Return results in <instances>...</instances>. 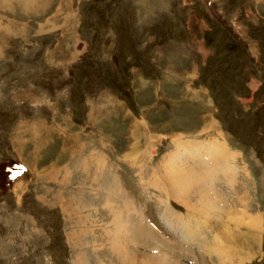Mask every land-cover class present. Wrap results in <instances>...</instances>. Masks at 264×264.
Segmentation results:
<instances>
[{"label": "rangeland", "instance_id": "rangeland-1", "mask_svg": "<svg viewBox=\"0 0 264 264\" xmlns=\"http://www.w3.org/2000/svg\"><path fill=\"white\" fill-rule=\"evenodd\" d=\"M66 1L0 0V264H264V0Z\"/></svg>", "mask_w": 264, "mask_h": 264}, {"label": "bare ground", "instance_id": "bare-ground-1", "mask_svg": "<svg viewBox=\"0 0 264 264\" xmlns=\"http://www.w3.org/2000/svg\"><path fill=\"white\" fill-rule=\"evenodd\" d=\"M66 19V18H65ZM57 27H59L58 25H57ZM63 27V26H62ZM224 155V154H223ZM221 157H222V155H221ZM217 158V157H216ZM215 167V166H214ZM225 168V167H224ZM217 170V169H216ZM225 170V169H224ZM218 171V170H217ZM214 176H215V174H214ZM217 180V179H216ZM165 184H164V191H165V193L167 192V188H166V184L168 185V186H170L169 187V189H170V192L172 193V195L174 196H177V195H179V194H188L189 193V191L188 190H190L191 192L192 191H194V192H196L197 193V196H198V199H200V203H202V207H201V209H207L208 210V207L210 208V209H212V205H213V202H212V200H215L216 199V197L214 196L215 194L210 190V189H205V188H203V187H200V186H198V185H201L200 183H191V185H187L186 183H184L183 181H182V177H180V176H177V175H174L173 173H171L169 176H165V182H164ZM207 186H208V184L207 183H205ZM205 184L204 185H201V186H205ZM186 190V191H185ZM188 191V192H187ZM168 194V193H167ZM175 198V197H174ZM180 198V197H179ZM214 198V199H213ZM185 199V198H184ZM187 200V199H186ZM212 202V205L211 204H208L209 202ZM216 201V200H215ZM221 202V201H220ZM180 203H182L183 205H186V203H187V201H183L182 199H181V202ZM203 203H205L206 205H208V207L207 206H205ZM216 203V202H215ZM214 203V204H215ZM108 205V204H107ZM209 205H211V206H209ZM218 205V204H217ZM108 207H110L109 205H108ZM110 209V208H109ZM200 209V210H201ZM110 210H112V208L110 209ZM215 210H217V209H215ZM211 211V210H210ZM213 211V210H212ZM112 212H113V214H114V217L116 218V217H119L120 218V214L118 213V211H113L112 210ZM235 213V212H234ZM243 214V213H242ZM239 214H236V218L237 217H239L238 216ZM245 217V216H244ZM249 218L251 217L250 215L248 216ZM253 219V218H252ZM117 221V220H116ZM239 221V220H238ZM226 222V221H225ZM253 222H257V218L256 219H253ZM258 227V226H257ZM133 231V230H132ZM213 238V237H212ZM211 238V239H212ZM210 239V241H211V243H210V245L208 246V253H216V254H218L217 255V257L219 258V260H220V262H221V264H229V262H230V259H229V257L228 258H226L225 257V255H223L222 253H225V249L221 252V249H222V247H221V245H219V241L217 240H215V238H213L212 240ZM183 242H185V238L183 239ZM111 243V242H110ZM102 246V245H101ZM175 247V246H174ZM221 247V248H220ZM107 248V247H106ZM116 247H114V248H112L113 249V251H115L116 252V256H120V255H122L123 256V258H125V255H129V253H128V251H123L122 250V248H120V247H118L117 249H119V254H117V251H116V249H115ZM121 249V250H120ZM220 250V251H219ZM132 252H130V254H131ZM232 254H233V259H235V258H237L238 259V262H237V260H236V262L234 261V263L235 264H240V256H239V254L237 253V251H235V252H231ZM156 255V254H155ZM155 255H152V256H147V255H145V256H147L148 257V264H171V263H168V262H166L165 260H163V259H161V258H158V257H156ZM159 255V254H158ZM113 256H115V255H113ZM129 256H131V255H129ZM142 256H144V254L142 255ZM161 256V255H160ZM225 257V258H224ZM116 259V258H115ZM119 259V258H118ZM122 259V258H121ZM167 260V259H166ZM123 262V261H122ZM244 262V261H243Z\"/></svg>", "mask_w": 264, "mask_h": 264}, {"label": "crops", "instance_id": "crops-1", "mask_svg": "<svg viewBox=\"0 0 264 264\" xmlns=\"http://www.w3.org/2000/svg\"><path fill=\"white\" fill-rule=\"evenodd\" d=\"M51 2H52V1H51ZM67 3H68V2L65 0V4H67ZM64 8H65V11H67V9H66V5L64 6ZM63 27H65V26H63ZM55 28H57V25L53 27V29H55ZM9 31H11V27H9ZM24 138H25V137H24ZM88 164L90 165V163H88ZM171 236H172V235H171ZM184 238H185V237H184ZM210 239H211V238H210ZM210 239L207 240V241L205 240V243H206V244L204 243V240H203L202 243L204 244V245H203L204 250L207 248V246L210 245V244H209V243H211V242H210ZM185 241H186V238H185ZM186 244H187V242H186L185 245H184L185 247L187 246ZM208 244H209V245H208ZM188 246H189V245H188ZM180 247L183 248L182 246H180ZM128 249H129V248H128ZM208 254H209V253H208ZM213 254H214V253H213ZM184 263H185V262H184ZM189 263H191V262H189Z\"/></svg>", "mask_w": 264, "mask_h": 264}]
</instances>
